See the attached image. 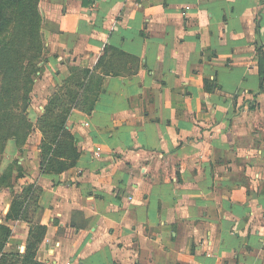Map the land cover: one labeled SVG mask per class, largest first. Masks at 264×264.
<instances>
[{
  "label": "crops",
  "instance_id": "obj_1",
  "mask_svg": "<svg viewBox=\"0 0 264 264\" xmlns=\"http://www.w3.org/2000/svg\"><path fill=\"white\" fill-rule=\"evenodd\" d=\"M38 12L31 132L0 159V264H264V0Z\"/></svg>",
  "mask_w": 264,
  "mask_h": 264
},
{
  "label": "trees",
  "instance_id": "obj_2",
  "mask_svg": "<svg viewBox=\"0 0 264 264\" xmlns=\"http://www.w3.org/2000/svg\"><path fill=\"white\" fill-rule=\"evenodd\" d=\"M38 1L0 0V159L9 139L21 151L32 128L26 110L42 54ZM259 75L260 89L264 91V53L259 61ZM52 115L51 108H45L38 124L60 132L65 118ZM57 138V134L51 135V143L57 142ZM15 207L20 214L22 202H16Z\"/></svg>",
  "mask_w": 264,
  "mask_h": 264
},
{
  "label": "rangeland",
  "instance_id": "obj_3",
  "mask_svg": "<svg viewBox=\"0 0 264 264\" xmlns=\"http://www.w3.org/2000/svg\"><path fill=\"white\" fill-rule=\"evenodd\" d=\"M40 59H41V57H40ZM39 62H40V61H39ZM39 62H38V63H39ZM37 65H38V64H37ZM27 139H28V138H27Z\"/></svg>",
  "mask_w": 264,
  "mask_h": 264
}]
</instances>
